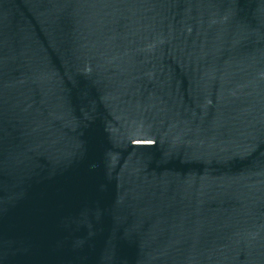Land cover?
Instances as JSON below:
<instances>
[{
  "label": "water",
  "instance_id": "95a60500",
  "mask_svg": "<svg viewBox=\"0 0 264 264\" xmlns=\"http://www.w3.org/2000/svg\"><path fill=\"white\" fill-rule=\"evenodd\" d=\"M0 264H264V0H0Z\"/></svg>",
  "mask_w": 264,
  "mask_h": 264
}]
</instances>
